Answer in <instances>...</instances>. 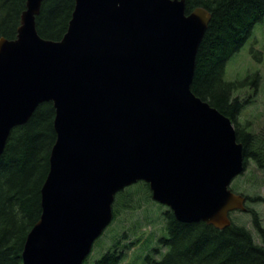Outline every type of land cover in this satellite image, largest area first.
I'll return each mask as SVG.
<instances>
[{"label":"water","instance_id":"water-1","mask_svg":"<svg viewBox=\"0 0 264 264\" xmlns=\"http://www.w3.org/2000/svg\"><path fill=\"white\" fill-rule=\"evenodd\" d=\"M44 0H27L15 39L0 38V156L11 131L51 102L56 141L42 214L23 264H84L140 181L186 224L217 229L246 211L230 186L246 170L232 120L191 90L211 14L186 0H74L59 41L41 37Z\"/></svg>","mask_w":264,"mask_h":264},{"label":"trees","instance_id":"trees-1","mask_svg":"<svg viewBox=\"0 0 264 264\" xmlns=\"http://www.w3.org/2000/svg\"><path fill=\"white\" fill-rule=\"evenodd\" d=\"M26 4L27 0H0V38H16ZM199 7L210 12L211 20L198 49L191 90L232 120L237 141L243 145L245 165L252 160L263 171L264 134L250 131L249 122L237 123L243 108L234 94L248 84L249 78L241 82L226 81L225 68L244 46L255 24L264 20V0H186L187 13ZM74 8V0H44L36 19L39 35L53 41L62 39ZM54 120L53 104H41L25 125L11 131L0 156V264H23L27 236L42 214L41 189L50 170V153L56 141ZM140 189L148 191L145 206L151 203L147 184L140 182L127 187L116 196L111 225L118 217L117 209H130L128 206L136 200ZM246 197L252 203L260 200ZM154 205L157 208L153 212L148 213L146 207L144 220L150 225L156 215L164 226L163 236L157 240L156 248L144 253L141 264H264V228L254 210L248 208L260 244L249 229L234 221L222 230L203 222L186 224L179 222L167 207ZM135 206L132 208L138 209L141 205ZM142 225L134 222L131 235L136 241L129 244L124 241L128 233L112 231L108 250L91 263L138 264L139 257L127 259L133 250L130 248L146 235L136 233ZM147 240L151 243L154 235L150 233ZM87 262L88 259L84 264Z\"/></svg>","mask_w":264,"mask_h":264},{"label":"rangeland","instance_id":"rangeland-1","mask_svg":"<svg viewBox=\"0 0 264 264\" xmlns=\"http://www.w3.org/2000/svg\"><path fill=\"white\" fill-rule=\"evenodd\" d=\"M249 78L248 84L237 90L234 94V97L239 98L240 103L242 104V111L237 117V123L244 125L249 122V130L253 131L255 134H264V20L255 24L253 27L250 36L247 38L244 46L237 52L231 59L227 62L225 68V80L230 82H241ZM231 188L234 192L242 193L245 196H250L252 198L260 199L258 202L252 203L248 200L247 207L254 210L258 213V219L261 221V226L264 228V170H259L254 161L250 160L248 166L246 167L245 172L237 177ZM145 206V201L148 200V191L144 189L138 190V194L128 207L130 209L119 210L118 217L107 229L103 236L100 237L94 243L92 253L88 257L87 264H92L94 261L101 258V256L108 250V244L110 246L112 231H124L129 234L125 238V243H133L134 239L131 232L135 229L134 222H141L143 225L141 228L137 229V234L143 235L139 244L134 248L133 246L130 249H133L129 255L130 257H139L137 260L138 264H141L144 258V253L150 252V249L157 247V240L163 236L162 231L164 226L162 222H158L157 216L153 217L154 221L150 222V225L144 220L146 217L144 211L146 207L149 212L156 210L157 206L154 205L153 199ZM135 205H141L140 208H137ZM135 207L134 209L132 207ZM166 208V207H164ZM149 216V215H148ZM232 220L240 225L249 229L255 241L260 244V238L258 237L254 227H253V216L249 212H235L231 215ZM154 235V240L151 243L147 240L149 234ZM103 246L101 247V244ZM163 252L166 251V248H160ZM92 262V263H91Z\"/></svg>","mask_w":264,"mask_h":264}]
</instances>
